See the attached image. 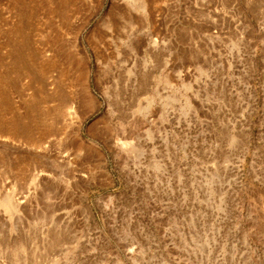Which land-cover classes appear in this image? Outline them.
<instances>
[{
  "label": "rangeland",
  "instance_id": "obj_1",
  "mask_svg": "<svg viewBox=\"0 0 264 264\" xmlns=\"http://www.w3.org/2000/svg\"><path fill=\"white\" fill-rule=\"evenodd\" d=\"M99 62L149 77L127 153ZM0 264H264V0H0Z\"/></svg>",
  "mask_w": 264,
  "mask_h": 264
},
{
  "label": "bare ground",
  "instance_id": "obj_2",
  "mask_svg": "<svg viewBox=\"0 0 264 264\" xmlns=\"http://www.w3.org/2000/svg\"><path fill=\"white\" fill-rule=\"evenodd\" d=\"M122 3H124V0H121ZM129 1V0H128ZM132 1V0H131ZM135 3V2H134ZM131 4V2H130ZM133 4V3H132ZM134 5V4H133ZM117 6V5H116ZM126 6V5H125ZM139 6V5H138ZM115 7V6H114ZM134 7V6H133ZM113 9V8H112ZM117 17L114 18L116 19L114 22L116 24H120V22L123 24V26L126 25L127 21V16L126 12L124 11V7L121 5L117 6ZM114 13V12H112ZM132 15V14H131ZM114 16V15H113ZM115 17V16H114ZM131 19V18H130ZM133 19V17H132ZM129 20V19H128ZM113 21V20H112ZM131 21V20H130ZM131 23V22H129ZM140 25V24H139ZM138 39V38H137ZM154 40V39H153ZM137 41V40H136ZM155 42V41H154ZM140 43V42H139ZM137 42V44H139ZM157 43V42H156ZM141 44V43H140ZM155 44V43H154ZM153 44V45H154ZM132 46V45H131ZM136 46V45H135ZM139 48V46H138ZM154 49V48H153ZM84 50V48H83ZM155 50V49H154ZM128 51V50H127ZM134 52V55H137V51ZM85 55L87 56V52L84 50ZM130 52V51H129ZM152 52V51H151ZM153 53V52H152ZM153 55V54H152ZM156 56V55H155ZM195 56V55H194ZM125 58L124 56H122ZM127 57V56H126ZM154 57V56H153ZM139 58L138 56H135L134 59V64H136V59ZM151 58V55H150ZM194 58V57H193ZM120 59V58H119ZM122 59V58H121ZM141 59V58H140ZM155 59V58H154ZM139 60V59H138ZM152 61V60H151ZM143 62V61H141ZM121 64L125 63V60H121ZM99 68L96 72V77L94 81L95 88L101 95L102 101L106 107V112L104 115L109 117V119L112 121L114 120L116 122V141H114V145L116 147V151L118 153H124L127 151V148L130 146L134 145L133 141L136 139L137 132V124H138V118L140 117L141 114V108L139 107V102H140V97L144 94L145 86L148 82L149 77L143 74H138L137 77V83L134 85L131 90V92L128 90L129 86L126 85H120L119 81L123 80L125 81V75H128V71L126 69V66L120 65V68L122 70L121 74H124V77L115 81L113 80L110 76L111 73H109V67L104 66L103 62H99ZM117 64V63H116ZM119 64V63H118ZM154 65V64H153ZM101 66V67H100ZM97 67V66H96ZM106 67V68H105ZM120 70V71H121ZM111 72V71H110ZM130 73V72H129ZM117 74V73H116ZM119 76V75H117ZM120 75L119 77H121ZM115 77V76H114ZM128 79V78H127ZM78 80V79H77ZM75 81V83L77 82ZM78 83V82H77ZM76 86L77 88L74 89V91H71L70 94L68 95H62L60 98V105H59V115L61 117V121L63 124L67 125L68 127L71 125L75 126L78 125L77 119L79 116H77V110L79 107L77 105L82 104L84 107L93 104L96 102V104L100 105L101 103L96 99L95 97H92L90 92L87 91L86 88L82 89L79 86V83ZM131 85V84H130ZM131 87V86H130ZM147 91V89H146ZM145 91V92H146ZM147 93V92H146ZM145 96V95H144ZM143 97V96H142ZM142 101V99H141ZM144 103V102H143ZM142 103V104H143ZM85 107V109H86ZM146 111V110H145ZM153 112V111H152ZM151 112V114H152ZM149 113V112H148ZM150 114V113H149ZM151 116V115H150ZM149 116V117H150ZM142 117V116H141ZM155 120V119H154ZM142 122V121H141ZM113 123V122H112ZM140 123V122H139ZM62 124V125H63ZM146 125V124H145ZM64 126V125H63ZM113 126V125H112ZM77 127V126H76ZM145 127V126H144ZM66 128V127H64ZM78 128V127H77ZM114 128V127H113ZM76 129V128H75ZM68 130V129H67ZM115 130V129H114ZM72 131V130H71ZM140 131V129H139ZM70 132V131H69ZM74 133V131H72ZM76 132V131H75ZM115 132V131H114ZM69 134V133H68ZM67 134V135H68ZM76 134V133H75ZM126 134L130 135L132 138L129 139V141L126 140L125 136ZM140 136V135H139ZM79 137V136H78ZM128 137V136H127ZM114 138V137H113ZM79 140V138H77ZM135 139V140H134ZM77 140V141H78ZM66 141V140H65ZM68 141V140H67ZM74 140V143L77 142ZM138 141V140H137ZM110 142V141H109ZM135 143V142H134ZM73 144V143H72ZM78 145L83 146V140H80L77 142ZM83 144V145H82ZM110 144V143H109ZM112 145V144H111ZM113 145V146H114ZM136 146V145H135ZM75 147V146H74ZM132 148V147H131ZM130 148V149H131ZM114 150V149H113ZM88 152L93 158L94 156L96 157V151H93L91 149H88ZM127 153V152H126ZM87 156V155H85ZM89 156V155H88ZM88 159V158H87ZM90 161V159H88ZM87 160V161H88ZM92 160V159H91ZM96 160V159H95ZM94 161V160H93ZM121 162V161H120ZM125 162V161H124Z\"/></svg>",
  "mask_w": 264,
  "mask_h": 264
}]
</instances>
